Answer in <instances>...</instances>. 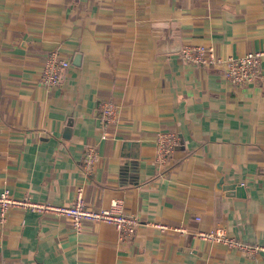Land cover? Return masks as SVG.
<instances>
[{"label":"crops","instance_id":"0c3cea01","mask_svg":"<svg viewBox=\"0 0 264 264\" xmlns=\"http://www.w3.org/2000/svg\"><path fill=\"white\" fill-rule=\"evenodd\" d=\"M184 42L222 57L264 50L262 0H0V192L68 204L82 185L88 207L120 200L139 220L120 238L105 222L77 231L65 216L11 208L0 264H264L263 252L194 234L264 243V56L254 83L233 85L219 66L184 62ZM51 50L69 65L42 86ZM102 100L118 110L105 127ZM162 132L179 140L166 163ZM86 146L98 156L90 175Z\"/></svg>","mask_w":264,"mask_h":264},{"label":"built area","instance_id":"2783aa9c","mask_svg":"<svg viewBox=\"0 0 264 264\" xmlns=\"http://www.w3.org/2000/svg\"><path fill=\"white\" fill-rule=\"evenodd\" d=\"M262 2L264 4V0ZM178 56L184 62L192 65L219 66L220 75L226 82L243 86L254 83L260 77V62L264 56V50H251L236 57H222L212 47L184 42L178 50ZM68 65L69 60L67 58L61 57L56 50L49 51L38 74L39 83L42 86L58 84ZM99 110L103 127L116 120L118 110L113 102L102 100L99 103ZM178 144V137L174 133H159L156 137L157 159L162 163H166ZM97 159L98 156L95 150L90 146H86L81 163L83 172L90 175L95 168ZM11 208H27L38 213L65 216L69 219L71 226L77 231L82 229L84 223L105 222L112 224L116 228L120 238L131 236L139 224V220L135 215L124 211L120 200H112L109 206L105 208L93 209L88 207L83 196L82 185L75 186L73 199L68 204L35 201L29 196L15 198L8 190L1 191L0 223L6 220L7 213ZM196 219L198 218L196 217ZM152 224L160 230L170 228V226L163 223ZM171 229L181 230V228L177 227H172ZM194 234L203 240L241 250L246 255L264 253V243L251 244L244 242L229 236L219 227L209 231H196Z\"/></svg>","mask_w":264,"mask_h":264},{"label":"water","instance_id":"95a60500","mask_svg":"<svg viewBox=\"0 0 264 264\" xmlns=\"http://www.w3.org/2000/svg\"><path fill=\"white\" fill-rule=\"evenodd\" d=\"M99 115H100V110L98 111ZM227 189H231L230 193H232V191H243L242 187L240 185L237 184H230L229 186L226 187ZM239 193V192H238ZM243 194V192H242Z\"/></svg>","mask_w":264,"mask_h":264}]
</instances>
